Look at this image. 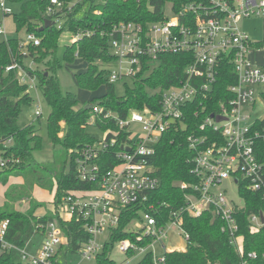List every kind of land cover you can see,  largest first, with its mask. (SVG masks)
Returning a JSON list of instances; mask_svg holds the SVG:
<instances>
[{"label":"built area","instance_id":"obj_1","mask_svg":"<svg viewBox=\"0 0 264 264\" xmlns=\"http://www.w3.org/2000/svg\"><path fill=\"white\" fill-rule=\"evenodd\" d=\"M50 1L48 15L63 10L61 0ZM75 3L72 2L69 9ZM0 7L5 14L13 13L6 0H0ZM251 17L264 18V0H187L178 11L167 4L163 18L157 21L144 24L129 20L113 24L108 32L113 56L108 68L109 82L131 79L168 53L191 54L185 76L178 84L162 90L157 110L145 106L131 110L125 118L111 112L104 114V118L116 119L119 128L103 131L102 139L84 148L75 158L79 177L96 183L94 188L70 192L60 209L63 220L74 217L84 221L90 235L78 252L81 255L78 263H71L69 257L64 258L59 251L65 235L56 219L46 223L45 240L36 255L21 250L26 262L93 264L105 241H100L98 236L118 227L123 208L147 203L150 192L160 186V178L154 175L149 161L162 135L173 127L186 128L189 112L193 109L198 116L207 110L208 102L213 101L217 106L215 112L203 115L197 131L187 138L194 152L192 173L197 181L194 184L175 182L181 189L188 190L184 194L185 203L171 211V220L163 226H159L151 211L141 210L140 217L130 223V230L137 233L136 240L123 239L116 244L125 255L119 264H137L149 252L154 264H166L167 251L158 255L154 248L158 240L167 236L168 226L176 225L181 229L189 243L190 235L183 228L182 216L199 217L206 211L221 222L222 232L235 246L244 264L258 257L256 251L245 254L239 220V214L248 205L245 192L257 194L264 201V109L258 104V98L264 101V92L257 89L264 84V62L252 59L253 54L264 52V47H258L239 25L240 21ZM54 18V23L61 26L62 19L58 15ZM0 33H6L2 26ZM91 34L79 31L70 34V41L77 42ZM31 42L39 45L40 39L28 33L22 45ZM30 66L34 67L35 63L31 62ZM230 68L235 81L228 85L227 96L213 99L210 94L221 72ZM11 70H18L19 81L28 85V91L39 88L37 76L31 75L17 60L6 66V71ZM91 108L92 121L103 109L98 104ZM35 113L42 116L40 105ZM217 116L222 119L217 120ZM122 130L124 139L116 153L119 162L103 172L95 159L118 143ZM12 145V139H0L2 169L21 162L13 152H8ZM225 181L235 187L238 201L229 198L228 189L223 187ZM154 209V204L148 205V210ZM262 216L264 210L249 214L250 232L264 226ZM8 225V220L0 223V242L10 248L13 245L5 240ZM146 238H151V242L140 245ZM130 251L133 252L128 256Z\"/></svg>","mask_w":264,"mask_h":264},{"label":"trees","instance_id":"obj_2","mask_svg":"<svg viewBox=\"0 0 264 264\" xmlns=\"http://www.w3.org/2000/svg\"><path fill=\"white\" fill-rule=\"evenodd\" d=\"M9 1L19 3L20 11L13 15L16 27L14 35L0 41V139H12L13 145L8 147V152H13L21 161L3 171L8 173L20 170L18 175H23L24 183L21 186L9 184L7 176L1 181L6 190L5 202L0 207V223L9 221L5 240L13 247H4L0 242V264H30L23 259L21 250L25 249L37 233L44 232L50 219H56L63 228L65 240L59 251L64 258L78 254L82 244L90 238L84 228V221L74 217L63 220L60 213L61 205L70 192L96 186V183L83 181L79 177L75 162V158L84 148L99 140L87 131L93 109L86 106L97 103L102 107V112L95 116V124L102 131L108 128L118 129L117 120L104 118V114L111 112L119 118H125L131 110H141L145 106L159 109L162 90L178 84L185 76L190 62L191 54H162L129 79L130 83H125L124 93L119 95L116 92V83L109 82L108 68L103 67L113 61L108 32L119 21L132 20L147 24L160 20L167 4L178 11L187 0H61L64 3L63 10L53 16L47 13L52 6L50 0ZM72 2L76 3L69 9ZM57 15L62 19L61 26L58 23L45 26L48 19L54 21V16ZM79 31H90L92 34L83 36L77 42L68 43L60 58L58 48L62 34H76ZM22 32L25 35H21ZM28 33H34L40 39V44L31 42L22 45ZM256 44L264 47V40ZM77 57L87 62L86 70L76 74L78 85L88 91H97L105 86L104 95L86 101L80 100L72 92L63 93L57 76L62 67L61 61L73 63ZM14 60L31 75L37 76L39 88L49 106L48 136L55 148L62 149L56 150L54 156H65L55 183L50 185L53 192V211L43 215H37L36 211L46 206L45 203L32 196L34 172L41 166L30 161L34 157L33 153L42 149L43 138L35 124L23 128L18 124L22 107L31 103L32 96L28 85L19 81L18 70L6 71V66ZM31 62L35 63L34 67L30 66ZM234 81L233 69L223 70L210 95L217 100L225 98L228 85ZM149 90L154 92L149 93ZM216 107L214 101L208 102L207 110L200 112L198 116L192 109L185 119L188 124L186 128L173 127L162 135L156 144V152L149 161L154 175L160 178V186L150 192L147 203L122 209L118 227L109 233V238L104 241L93 264H119L112 257V252L119 241L136 240L137 233L130 230V223L140 217L141 210L151 211L159 226H163L171 220V211L185 203L184 194L188 190L181 189L175 182L194 184L197 181L192 173L194 152L189 148L187 138L197 131L203 115L215 112ZM123 133L122 130L116 145L95 159L103 172L118 164L116 153L121 148ZM53 167L54 164L49 168ZM245 196L248 205L239 214L241 233L244 235V252L247 254L256 251L258 254L257 258L248 259L247 264H264V226L252 233L248 221L249 214L264 210V201L251 192H245ZM23 200L29 202V207L24 212L14 206L16 202ZM150 204H154V210H148ZM182 218L183 228L190 235V241L185 250L167 251L166 264H244L235 246L222 232L221 222L214 219L211 212L206 211L199 217L183 215ZM149 242L151 238H146L139 244L147 245ZM137 264H154L152 254H145Z\"/></svg>","mask_w":264,"mask_h":264},{"label":"rangeland","instance_id":"obj_3","mask_svg":"<svg viewBox=\"0 0 264 264\" xmlns=\"http://www.w3.org/2000/svg\"><path fill=\"white\" fill-rule=\"evenodd\" d=\"M8 7L13 9V13L5 16L4 11L0 7V26L6 29V33H0V41L7 39L8 37L14 35L15 33V23L13 19V15L19 13L20 4L14 3L9 0H6ZM239 25L241 29L244 30L250 37L253 42H259L264 40V18L262 17H251L246 18L240 21ZM25 32H22L21 35H25ZM71 35L67 32H64L59 41L58 48V56L61 58L62 54L65 50V46L70 43ZM252 59L255 62H264V52L256 53L252 55ZM62 67L58 70L57 76L61 86L63 93L72 92L74 93L80 100L90 101L95 97H100L105 94L106 87L102 86L97 91H88L82 89L77 81L76 74L83 72L87 68V62L80 57H77L75 62L68 63L65 61H61ZM102 67V66H101ZM103 67L109 68L110 64L103 65ZM130 83L129 79H123L116 82V92L119 95L124 93L125 83ZM259 91L264 92V84L260 85L257 88ZM30 94L32 96V101L30 104H25L22 107V111L19 115L18 124L21 128L35 124L39 128V134L43 138V146L41 150L35 151L33 159L30 161L32 163L38 164L41 168H38L34 172V179L32 180V196L41 202H44L46 206L40 207L36 212L37 215L45 214L48 211H53V192H51V183H55L56 176L63 166V161L65 156H54L56 150L62 151L61 148H55L53 142L48 136L47 131V123H48V115H49V106L45 102L42 92L40 88H32L30 89ZM153 93L154 91H150L149 93ZM97 104V103H96ZM258 104L261 109H264V101L261 98H258ZM42 107L43 114L42 116L36 115L37 106ZM87 131L90 135L94 136L97 139H102L104 137V132L95 124V120L90 121L87 126ZM52 164H54L53 168H49ZM49 168V169H48ZM69 169V166L66 168ZM56 171V172H55ZM55 172V173H54ZM20 170H15L12 172H4L0 167V207L5 202L4 192L6 190V186H4L1 181L3 177H8L9 184H23L24 177L23 175H18ZM37 177V178H36ZM39 178V179H38ZM38 179V180H37ZM46 184V185H45ZM223 187L228 189L229 198L238 201V194L233 185L229 183V181H225L223 183ZM15 207L20 211H26L29 207L28 200H24L22 202H16ZM170 225L167 229V236H163L162 239L158 240L155 245V252L158 255H162L165 251L170 250H184L187 247V240H185L184 234L176 225ZM100 241L107 240L109 238V233L105 232L98 236ZM45 240L43 232L37 233L26 245L25 252L31 255H36L38 251L41 249V246ZM163 244L165 249L163 248ZM112 257L118 262H122L125 259V255L115 247L112 252ZM71 263H78L81 259V255L74 254L69 257Z\"/></svg>","mask_w":264,"mask_h":264},{"label":"water","instance_id":"obj_4","mask_svg":"<svg viewBox=\"0 0 264 264\" xmlns=\"http://www.w3.org/2000/svg\"><path fill=\"white\" fill-rule=\"evenodd\" d=\"M53 24H54V21L48 19L46 21V23H45V26H49V25H53ZM86 107L87 108H91L92 107V104H88ZM216 118H217V120H221L222 119V117H219V116H217ZM262 220L264 221V216H262Z\"/></svg>","mask_w":264,"mask_h":264},{"label":"crops","instance_id":"obj_5","mask_svg":"<svg viewBox=\"0 0 264 264\" xmlns=\"http://www.w3.org/2000/svg\"><path fill=\"white\" fill-rule=\"evenodd\" d=\"M15 29H16V27H15ZM5 32H6V29H5ZM93 105V104H92ZM53 197V196H52ZM24 201V200H23ZM20 202H22V201H20ZM28 205H29V202H28ZM16 209H18L17 207H16ZM36 214H38L37 212H36ZM40 215H43V214H40ZM43 235H44V232H43ZM186 249V248H185ZM184 249V250H185Z\"/></svg>","mask_w":264,"mask_h":264}]
</instances>
